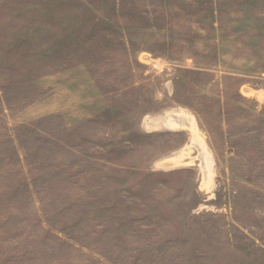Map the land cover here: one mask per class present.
Listing matches in <instances>:
<instances>
[{"label":"rangeland","instance_id":"obj_1","mask_svg":"<svg viewBox=\"0 0 264 264\" xmlns=\"http://www.w3.org/2000/svg\"><path fill=\"white\" fill-rule=\"evenodd\" d=\"M0 264H264V0H0Z\"/></svg>","mask_w":264,"mask_h":264},{"label":"bare ground","instance_id":"obj_2","mask_svg":"<svg viewBox=\"0 0 264 264\" xmlns=\"http://www.w3.org/2000/svg\"><path fill=\"white\" fill-rule=\"evenodd\" d=\"M183 120H184V122H180L179 123L180 125H182V126L187 125L188 127L195 128V124H194L195 122H194V120L190 116L184 115ZM208 155H210V154H208ZM210 160H211V158H210Z\"/></svg>","mask_w":264,"mask_h":264}]
</instances>
